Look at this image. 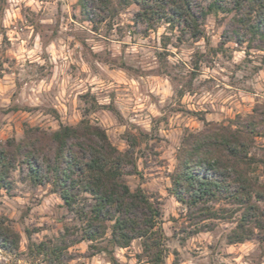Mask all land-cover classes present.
<instances>
[{"label":"rangeland","instance_id":"374dc122","mask_svg":"<svg viewBox=\"0 0 264 264\" xmlns=\"http://www.w3.org/2000/svg\"><path fill=\"white\" fill-rule=\"evenodd\" d=\"M136 9L93 24L77 0H0V144L18 141L27 127L50 132L81 119L101 126L119 150L133 134L136 171L123 180L158 203L165 264H264V240L228 244L230 219H206L169 192L182 136L202 129L201 115L254 128L250 150L263 180L264 50L235 43L227 13L208 14L203 36L192 39L163 22L133 23ZM8 181L0 216L20 241L15 253L0 249V264H111L80 239L81 222L49 184L32 183L22 163ZM29 240L56 244L62 256L30 255ZM141 251L135 239L114 255L118 264H147Z\"/></svg>","mask_w":264,"mask_h":264},{"label":"trees","instance_id":"16d2710c","mask_svg":"<svg viewBox=\"0 0 264 264\" xmlns=\"http://www.w3.org/2000/svg\"><path fill=\"white\" fill-rule=\"evenodd\" d=\"M77 3L83 19L93 24L135 5L133 23L151 29L163 22L192 39L203 36L201 24L208 14L227 13L234 42L247 45L258 42L254 47L264 50V0H77ZM198 119L203 123L202 129L184 132L176 151L175 167L169 175L170 194L206 219H230L234 225L226 234L228 244L254 237L263 241L264 178L260 180L255 175L258 160L250 150L254 128L209 122L202 115ZM126 141L128 147L119 150L101 126L87 119L76 125L60 124L50 132L27 127L18 141L8 139L0 144V188H10L9 173L22 163L32 183L49 184L51 192L79 219L80 239L90 242L89 247L95 252H103L111 264H118L115 249L127 248L135 239L140 240L147 264H165L167 246L159 205L143 188L132 190L123 180L128 171H136L135 136L127 134ZM80 195L83 202L79 201ZM222 202L234 205V212L222 206ZM19 241V233L0 216V249L15 253ZM27 248L30 255L48 256L50 262L59 261L63 253L56 244L49 246L45 242L29 240Z\"/></svg>","mask_w":264,"mask_h":264}]
</instances>
